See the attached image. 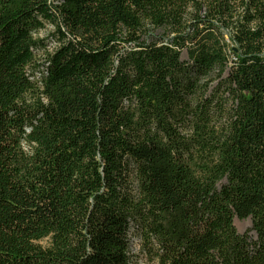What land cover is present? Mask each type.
<instances>
[{
  "label": "trees",
  "instance_id": "16d2710c",
  "mask_svg": "<svg viewBox=\"0 0 264 264\" xmlns=\"http://www.w3.org/2000/svg\"><path fill=\"white\" fill-rule=\"evenodd\" d=\"M0 264H264V0H0Z\"/></svg>",
  "mask_w": 264,
  "mask_h": 264
},
{
  "label": "rangeland",
  "instance_id": "374dc122",
  "mask_svg": "<svg viewBox=\"0 0 264 264\" xmlns=\"http://www.w3.org/2000/svg\"><path fill=\"white\" fill-rule=\"evenodd\" d=\"M54 34H55L54 28L50 24H46L44 28L40 29L35 34V36L42 38L44 40L46 39V41L49 42L48 47H46V50H51L55 44L54 40L51 39ZM44 50L38 52V57L40 58L42 57L41 53H43ZM181 59H184V60L187 59L186 53L184 51H182L181 53ZM233 223L238 232L240 233L247 232L250 237H254V233L250 231L251 220L249 218H246V219L234 218ZM42 244L44 245L45 242H42ZM133 246H134V250H137L139 247L138 241Z\"/></svg>",
  "mask_w": 264,
  "mask_h": 264
}]
</instances>
